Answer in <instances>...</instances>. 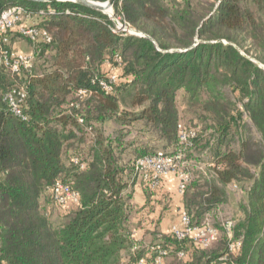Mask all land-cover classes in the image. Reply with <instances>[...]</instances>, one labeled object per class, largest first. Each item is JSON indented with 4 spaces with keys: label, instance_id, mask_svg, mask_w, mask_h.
I'll use <instances>...</instances> for the list:
<instances>
[{
    "label": "trees",
    "instance_id": "1",
    "mask_svg": "<svg viewBox=\"0 0 264 264\" xmlns=\"http://www.w3.org/2000/svg\"><path fill=\"white\" fill-rule=\"evenodd\" d=\"M249 1L264 9V0H114V14L147 38L113 32L108 15L77 2L0 0V11L25 7L36 22L23 25L50 37L34 40L17 27L0 34L8 53L11 38H27L35 62L19 74L0 64V263L264 264V69L246 55L250 48L264 64V22ZM19 84L27 87L22 116L4 98ZM243 115L258 142L244 135ZM110 122L117 128L108 132ZM181 130L194 135L182 141ZM197 147L213 164L209 177L189 173L180 193L193 225L225 201L227 185L250 183L230 236L218 227L207 246L150 221L168 205L165 176L152 186L135 173L140 158L161 151L188 160ZM56 182L78 201L57 203ZM147 234L156 236L145 242ZM237 240L239 250L229 251Z\"/></svg>",
    "mask_w": 264,
    "mask_h": 264
},
{
    "label": "built area",
    "instance_id": "2",
    "mask_svg": "<svg viewBox=\"0 0 264 264\" xmlns=\"http://www.w3.org/2000/svg\"><path fill=\"white\" fill-rule=\"evenodd\" d=\"M29 14L28 10L21 5H12L2 11H0V34L6 33L7 30H12L18 28L22 33L29 35L32 39H42L49 41L50 37L44 30H38L34 27H27L23 25L24 17ZM113 32H116L112 28ZM5 41L7 39H4ZM34 61V55L23 54L17 52L8 53L5 49L0 47V64L8 66L11 74H19L21 69L32 68ZM116 81V75L111 74L109 80L102 81L101 84L106 90L111 89V84ZM86 90H78V94H85ZM27 94V87L24 84H19L18 88L8 91L5 94V100L7 101L9 108L16 115L22 116L20 105L23 102ZM193 136V132L180 131V139L186 141L187 136ZM189 161L184 159V155L181 152L175 154H167L165 152L158 151L151 156H146L140 158L135 163V173L138 177H142L144 180H150L152 186L159 182V178L164 176L168 172H175L179 175L180 183L178 184V192L183 191L184 185L188 179V172L186 167L189 165ZM52 195L57 203L65 204L68 201L77 202L78 195L72 190L68 185L62 182H56L52 187ZM209 215V214H207ZM206 215V216H207ZM232 222H227L226 230L230 236V227ZM172 231L178 239L184 237H191L193 241L200 246H207L212 240L215 239L217 235V229L210 224L207 219L199 224L193 225L189 216L182 213L181 216V227H173ZM241 247V241H232L228 245L229 251H237ZM157 258L156 262H159ZM6 264V263H0ZM139 264H147V262L142 259Z\"/></svg>",
    "mask_w": 264,
    "mask_h": 264
},
{
    "label": "rangeland",
    "instance_id": "3",
    "mask_svg": "<svg viewBox=\"0 0 264 264\" xmlns=\"http://www.w3.org/2000/svg\"><path fill=\"white\" fill-rule=\"evenodd\" d=\"M14 5H18V4H14ZM247 6L252 8L256 12V14L258 15L259 19L262 22H264V9L263 10H257L255 8V5L251 1H249L247 3ZM112 18H114V20H116V22H114L110 18L114 24V26L112 28L115 29L116 32L128 33V34H132V35H138V33H136V32H141V31L137 30L136 28L132 27L131 25H129L123 19V17L121 15L114 14L113 8H112ZM32 22L35 23L36 19L32 18V17L30 18L29 16L24 18L25 24L31 25ZM11 39H12V43L10 45L13 48L12 49L13 52H17V53L22 52L23 54L33 53L32 52V44L28 41L27 38L16 35ZM246 48H249V47H247V43L245 44V46L242 49H246ZM242 49H241V51L243 52ZM252 53L254 54V51L249 48V54H246V55H248L250 58L255 60V62L259 66L264 67V64L259 62L258 60H256L252 56ZM33 63H35V62L33 61ZM9 77L11 78V76H9ZM180 101H181V98H178V109H179L182 121L185 122V121L189 120V116L183 110V108L181 106L182 104ZM243 116H244L243 122H245V124H247V128L244 131V135H249L253 141L258 142L259 141L258 134L256 133L255 129L253 128V126L251 125V123L247 119V117H245V115H243ZM105 128L109 132V131H112L114 128H117V124L114 122H110V123H107L105 125ZM237 138H238L237 135H236V137L234 136V139H233L234 142H231L232 147L237 146V143H236V141L238 140ZM187 158L190 162L189 167H188V175H189V173L193 176H195L196 174H201V173L205 174L206 173V175H207L206 177H209L212 174V172L210 171V168L212 167L213 160L211 158V155H210V152L208 151V149H199L198 147L194 148L193 151L190 153V155L187 156ZM251 170H252L253 174L256 173V168H251ZM171 174L177 180V186H176L177 191L175 190L174 193H171V196L168 200V205L166 204V205H162V206L158 207V208H160L159 210H161V212H160V214L162 215V216L160 215L161 218H160V216H158L159 210L156 211V213H153L150 215V221L151 222L158 221L159 222L158 228L162 232H170V230H172L173 227H177V228L181 227V216H182L181 206H180L181 196H180V193L178 192V184L180 183V178H179V175L175 172H168V173L164 174V176H168ZM137 183H139V181H137ZM247 184L249 185L250 183H248L247 181H243V182H236V184L232 183L230 185H227L225 187V190H226L225 201L221 205H219L218 207L206 212L204 219L205 220L207 219V221L210 224H212L215 228L225 226V229H226L227 222H230V221L232 222V224H234L235 220H237L241 216V214L243 213L242 206L246 204L245 187ZM136 204L138 205L139 202H137ZM162 212H163V214H162ZM207 214H209V215H207ZM137 216L138 215H135V218H137ZM57 219H58V213H57V210L54 209L52 211V214H51V220H52V222H56ZM204 219H203V221H204ZM150 227H151V225H150ZM157 232L158 231H156L155 234H157ZM154 236H156V235L150 236V234H147V236L142 237V240L145 242H150V241H153ZM136 237L137 238L140 237L139 232L136 233Z\"/></svg>",
    "mask_w": 264,
    "mask_h": 264
},
{
    "label": "water",
    "instance_id": "4",
    "mask_svg": "<svg viewBox=\"0 0 264 264\" xmlns=\"http://www.w3.org/2000/svg\"><path fill=\"white\" fill-rule=\"evenodd\" d=\"M30 1H35V2L73 1V2L80 3L84 6L90 7L94 10L101 11L107 14L114 22H116V20L112 18V5H113L114 0H106L105 2H98V1H93V0H30ZM136 33H138L139 36H145L149 38L147 35H145L142 32H136ZM260 67H263V66H260Z\"/></svg>",
    "mask_w": 264,
    "mask_h": 264
},
{
    "label": "crops",
    "instance_id": "5",
    "mask_svg": "<svg viewBox=\"0 0 264 264\" xmlns=\"http://www.w3.org/2000/svg\"><path fill=\"white\" fill-rule=\"evenodd\" d=\"M19 53H22V52H19ZM161 185L164 187L165 190L170 192V196H171V193H174L176 190L177 180L171 174V175L165 176L163 178ZM133 201H134L135 206L141 205L144 201L143 190H142V187L139 183H136V185L134 187V199H133ZM135 202L136 203L139 202V204L137 205ZM180 202H181V198H180ZM180 206H182V202L180 203Z\"/></svg>",
    "mask_w": 264,
    "mask_h": 264
}]
</instances>
